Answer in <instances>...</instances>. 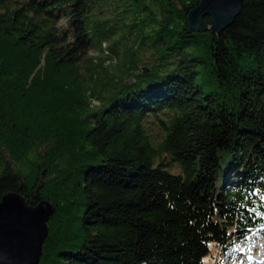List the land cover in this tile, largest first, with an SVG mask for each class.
I'll list each match as a JSON object with an SVG mask.
<instances>
[{"label":"trees","instance_id":"obj_1","mask_svg":"<svg viewBox=\"0 0 264 264\" xmlns=\"http://www.w3.org/2000/svg\"><path fill=\"white\" fill-rule=\"evenodd\" d=\"M199 2L0 0V200L53 203L45 264H205L213 242L224 264L264 233V0L219 38L210 16L189 28ZM95 13L128 27L149 71L107 66L111 102L92 110ZM121 42L102 41L104 65Z\"/></svg>","mask_w":264,"mask_h":264},{"label":"water","instance_id":"obj_2","mask_svg":"<svg viewBox=\"0 0 264 264\" xmlns=\"http://www.w3.org/2000/svg\"><path fill=\"white\" fill-rule=\"evenodd\" d=\"M244 0H200L190 10L188 25L192 30L218 32L231 25L240 14ZM211 17V27L204 20ZM55 213L47 199L37 205L25 196L8 192L0 200V264H39L49 235V220Z\"/></svg>","mask_w":264,"mask_h":264},{"label":"rangeland","instance_id":"obj_3","mask_svg":"<svg viewBox=\"0 0 264 264\" xmlns=\"http://www.w3.org/2000/svg\"><path fill=\"white\" fill-rule=\"evenodd\" d=\"M143 17H146V12L143 13ZM87 28L91 31V35L93 38L94 47L89 52V57L87 58L86 62L81 65V73L83 74L84 78L87 80L85 84V91H87V95L91 97L89 94L91 93V107L90 109H99V100L102 102V106L109 105L111 100L109 99L112 95L108 92L101 96L97 93L96 88L101 89V76L105 75L103 73V69L107 66L110 67L111 70L116 68V71L113 75L116 78H123L127 72H133L135 67L144 62L142 56L137 52L139 51V40H137L136 36H126V28L119 29V32L109 34V31L115 26L116 22L114 21H107L105 15L100 13H95L89 16L86 19ZM119 26H122V22L117 23ZM142 24H138L136 28H140ZM139 31V30H137ZM117 39H121L122 42L116 48L118 53L115 55H111L112 59H118L117 63L114 62H106L105 65L103 61L105 60L106 56L102 51V41L107 40L109 45L115 43ZM136 52V53H135ZM149 58H145V62H148ZM145 62L142 66L144 68V72L149 71L148 68L145 67ZM113 66V67H112ZM148 74V73H147ZM128 90V88H127ZM24 171L29 178V180L34 176V172L30 167V164L25 165ZM223 250L216 245V243L211 244V251L210 254L205 258V264H222V254ZM39 264H45V260H41ZM48 264H55V263H48Z\"/></svg>","mask_w":264,"mask_h":264},{"label":"built area","instance_id":"obj_4","mask_svg":"<svg viewBox=\"0 0 264 264\" xmlns=\"http://www.w3.org/2000/svg\"><path fill=\"white\" fill-rule=\"evenodd\" d=\"M224 264H264V233L255 229L244 239L230 242Z\"/></svg>","mask_w":264,"mask_h":264}]
</instances>
